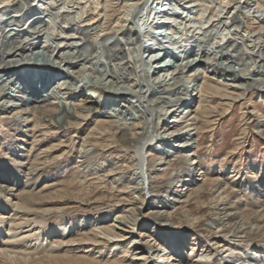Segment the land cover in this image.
<instances>
[{
	"label": "bare ground",
	"instance_id": "bare-ground-1",
	"mask_svg": "<svg viewBox=\"0 0 264 264\" xmlns=\"http://www.w3.org/2000/svg\"><path fill=\"white\" fill-rule=\"evenodd\" d=\"M255 93L264 100V0H0V144L13 157L0 162V264H264V170L241 171L259 198L244 208L196 139L237 106L239 138L255 124L264 139ZM64 157L72 181L29 190ZM103 183L118 199L67 220Z\"/></svg>",
	"mask_w": 264,
	"mask_h": 264
},
{
	"label": "rangeland",
	"instance_id": "rangeland-1",
	"mask_svg": "<svg viewBox=\"0 0 264 264\" xmlns=\"http://www.w3.org/2000/svg\"><path fill=\"white\" fill-rule=\"evenodd\" d=\"M19 80H21L20 77L17 78V81ZM191 84H193V82H191ZM50 86H51L50 79L46 77H39L35 84L36 89L39 90L40 93H45L46 89ZM252 97H253L252 98L253 102L258 105V108L260 109V113H262L264 111V100L260 99L256 93L253 94ZM103 103H105V101ZM249 106L251 105L249 104L246 105L247 111L249 109L250 110L252 109V106L251 107ZM242 111L243 110H241L239 106L235 107L232 113H230L227 116L221 117L217 123L213 124V126L208 127L209 129L208 132L201 133L200 135H196L197 148H198L200 162L202 165H206L209 168H215L219 166L221 162H223L224 165L226 166L227 170H225L223 175L221 176L226 182L227 181L231 182L230 191L233 190V192L231 193L230 198L233 201H236L237 204L242 205V207L244 208L256 210L257 206L252 205V202H254V200L259 198L258 196H256L254 192H251V189H245L246 183H244V181H247V179L245 180V177L241 175L242 174L241 171L244 172L246 170H259V169L264 170V139L263 136L260 137L256 134L255 124H253L250 127L249 131L245 135L246 136L245 138H239L243 136L242 132L244 127H246L245 119L242 116ZM183 135L187 136L186 133H184ZM184 137L178 138L179 140H177L176 143L182 142L185 139ZM29 141H31V138L28 140V142ZM237 142L238 143L241 142L239 147H236ZM192 144L196 146L195 145L196 143L193 141ZM31 147H32L31 145L26 144L27 150H29ZM5 148H7V143L4 141L2 144H0V149H1L0 162H3L4 161L3 159H6V164H8L9 166L12 163L11 161L13 157L11 155L9 156L7 153L5 154V156H3L4 158L1 156L3 155V152L4 153L6 152ZM78 148L79 146L76 145L73 149L77 151ZM195 149L196 147H194V150ZM30 150L33 151L34 149L31 148ZM32 151H30V153L29 151H24L30 155H27L26 158L23 157L22 160L27 159L26 162H32L34 159ZM115 157H117V154H115ZM119 159L120 160H117L116 163L118 164L116 165L124 164L123 159L122 160L121 158ZM74 160L75 157H72V159H70V157H64L61 158L60 164L54 166V168L47 167L45 170H42V172L39 173L40 175L37 173L35 175H29L28 177L31 178L29 179L30 185L32 184L29 190L34 191L35 193H37L36 195L38 196H48L49 194L54 193L55 190L62 189L63 186H65V184L72 181V177L75 175L74 173L75 170H73V166L75 164L72 163ZM65 161L70 164H68V167L65 170H61L62 165L66 163ZM234 167H237L240 170V172L237 173L238 175H235V172H231ZM9 169L13 171L16 169V167L10 166ZM106 171L108 170H104L101 172H106ZM198 172L199 171L195 173V177L199 178V175H197ZM20 174L22 175L21 178L23 180L27 178L24 172ZM89 177L91 179H88L89 181L87 180V182L85 183L86 185H88L92 180H93L92 183L98 180V178L92 179V177H96V175H89ZM256 178L259 181L261 176L258 175ZM248 184L251 185L253 183L249 182ZM90 188L92 191L90 192L89 196L86 197V199H88L85 200L86 204L83 207L74 208L71 211H69L68 212L69 218L67 217L68 218V219L66 218L67 220H69L72 217H74V219L77 220L79 216L90 215L91 212L94 211L93 208H91L93 207L94 204L102 203L103 206L105 207L107 204L114 203V201L118 199L117 197L120 196L121 193L119 191L117 192L118 188L117 189L112 188V185H110L109 183L107 184L103 183L98 187L94 184L91 185ZM51 204L52 203L50 202L49 205H44V206H50ZM182 205L186 207L189 205L187 208H189L194 213L199 212L198 207L200 206V204L196 203L195 200L193 199L191 200L189 199L188 202L182 203ZM178 206H181V204H178ZM262 209L263 208L261 207L258 208L260 212L262 211ZM200 213L205 216H208L211 215V210L206 208ZM174 216H175L173 217L174 226L175 227L183 226L184 224L183 213H180L178 211L177 213L174 214ZM57 221H60V219H56L55 217L48 218V223L50 222L57 223ZM200 239H202V241L203 240L205 241L206 237L200 234ZM188 254H190V250L188 251Z\"/></svg>",
	"mask_w": 264,
	"mask_h": 264
}]
</instances>
